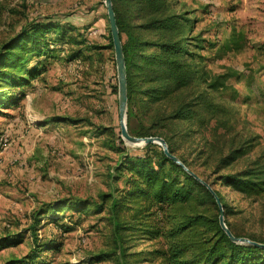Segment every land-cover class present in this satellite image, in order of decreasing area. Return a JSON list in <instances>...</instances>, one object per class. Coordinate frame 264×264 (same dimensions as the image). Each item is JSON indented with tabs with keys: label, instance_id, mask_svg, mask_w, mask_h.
<instances>
[{
	"label": "trees",
	"instance_id": "obj_1",
	"mask_svg": "<svg viewBox=\"0 0 264 264\" xmlns=\"http://www.w3.org/2000/svg\"><path fill=\"white\" fill-rule=\"evenodd\" d=\"M112 3L125 56L128 131L137 137L164 138L169 152L183 165L157 143L146 144L143 154L132 155L118 135L120 145L114 148L120 159L109 173L108 191L54 207L103 214L116 244V251L107 256L117 254L119 264H264V247L234 241L219 219L222 207L225 223L236 238L264 244V233L247 230L242 222L245 210L236 203L238 196L242 201L264 199V155L250 158L235 170L234 164L254 151V138L241 141L234 135L228 144H216L220 132L225 136L233 123L229 109L216 95L224 85L222 75L199 66L201 55L196 48L201 45L192 36L194 21L189 11L178 9L177 0ZM107 28L109 43L103 47L113 49ZM82 30L44 17L29 21L4 42L0 46V106H15L24 98L19 90L31 86L46 70L59 45L62 49L70 44L68 61L85 60L83 50L101 47L93 45L86 25ZM113 91L118 93V84ZM57 122L61 126L76 119L62 117ZM101 128L99 133L115 135L113 128ZM44 216L55 223L61 219ZM33 236L30 255L18 263L52 264L43 254L57 251L59 245L54 239L41 241L36 233ZM136 239L151 242V248L130 252V243ZM98 260L87 259L88 264Z\"/></svg>",
	"mask_w": 264,
	"mask_h": 264
},
{
	"label": "rangeland",
	"instance_id": "obj_2",
	"mask_svg": "<svg viewBox=\"0 0 264 264\" xmlns=\"http://www.w3.org/2000/svg\"><path fill=\"white\" fill-rule=\"evenodd\" d=\"M97 1L0 0V46L38 18L83 31L81 14ZM177 1L178 9L189 11L194 21L200 68L223 77L216 95L233 124L225 136L220 130L216 144H228L234 135L241 141L253 137L256 143L248 157L234 164L241 169L250 158L264 155V0ZM97 31L87 35L99 47ZM58 47L46 70L19 90L24 98L15 106H0V264H20L28 257L34 233L59 245L43 254L52 264H88L90 256L99 259L93 264H119L117 254L107 256L116 244L103 214L54 207L69 199L97 198L109 189V173L120 159L114 147L121 136L118 93L113 91L118 84L114 48L85 49L87 59L68 61L70 44ZM62 117L76 122L59 126ZM101 127L113 128L115 135L99 133ZM123 145L132 155L144 152V144L124 140ZM236 203L245 210L247 230L264 233V199L242 201L238 196ZM44 215L61 219L55 223ZM130 245V252L151 248V242L137 239Z\"/></svg>",
	"mask_w": 264,
	"mask_h": 264
},
{
	"label": "water",
	"instance_id": "obj_3",
	"mask_svg": "<svg viewBox=\"0 0 264 264\" xmlns=\"http://www.w3.org/2000/svg\"><path fill=\"white\" fill-rule=\"evenodd\" d=\"M104 5L107 10V17H108V23L109 28L112 36L113 41V48H114V54H115V63L117 68V80H118V103H119V124H120V131H121V137L123 140L130 144H150V143H157L162 146L164 152L171 157L175 162L183 165L181 160L176 157L175 155H172L169 152L168 144L162 137H137L133 136L129 133L128 127H127V104H128V92H127V72H126V65H125V56L123 52V44L120 37L119 28L117 25V20L115 16V12L113 9V3L112 0H103ZM187 169V167H185ZM220 224L223 227V229L227 232V234L230 236L231 239L238 242H248L253 243L259 246L264 247V244L253 242L248 238L241 237L236 238L232 232L229 230L225 223V215L223 212V209L221 207V213H220Z\"/></svg>",
	"mask_w": 264,
	"mask_h": 264
},
{
	"label": "crops",
	"instance_id": "obj_4",
	"mask_svg": "<svg viewBox=\"0 0 264 264\" xmlns=\"http://www.w3.org/2000/svg\"><path fill=\"white\" fill-rule=\"evenodd\" d=\"M81 15L85 20V23H82V26L86 25L89 31L92 29H97L99 31L98 34L100 35L97 36L96 42H98L101 46L108 45V19L104 2L98 0L96 3L91 5V11L85 12Z\"/></svg>",
	"mask_w": 264,
	"mask_h": 264
},
{
	"label": "built area",
	"instance_id": "obj_5",
	"mask_svg": "<svg viewBox=\"0 0 264 264\" xmlns=\"http://www.w3.org/2000/svg\"><path fill=\"white\" fill-rule=\"evenodd\" d=\"M93 34H96V31H94ZM30 121H31V122H30L31 124H34L35 121H36V119H31Z\"/></svg>",
	"mask_w": 264,
	"mask_h": 264
}]
</instances>
